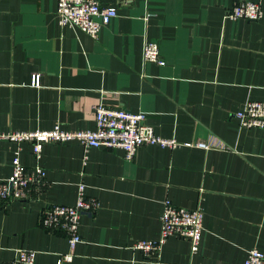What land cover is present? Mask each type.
Masks as SVG:
<instances>
[{
    "label": "crops",
    "instance_id": "obj_1",
    "mask_svg": "<svg viewBox=\"0 0 264 264\" xmlns=\"http://www.w3.org/2000/svg\"><path fill=\"white\" fill-rule=\"evenodd\" d=\"M96 1L117 15L92 38L60 26L56 0H0V132L93 129L102 102L144 112L179 145H143L127 160L121 149L47 144L35 160L30 144L0 139V179L19 151L47 180L33 200L0 202V264L20 248L36 251L34 264L68 250L39 217L74 204L80 182L98 207L79 217L82 242L66 264H242L249 249L264 254V129L242 130L233 117L247 99L264 101V0ZM239 1L259 3L263 16L226 18ZM146 41L163 64L144 61ZM164 200L201 207L195 253L177 236L158 255L130 248L159 238Z\"/></svg>",
    "mask_w": 264,
    "mask_h": 264
},
{
    "label": "built area",
    "instance_id": "obj_2",
    "mask_svg": "<svg viewBox=\"0 0 264 264\" xmlns=\"http://www.w3.org/2000/svg\"><path fill=\"white\" fill-rule=\"evenodd\" d=\"M116 15L114 6H102L96 0H56V16L60 26L75 27L92 38H97L101 26ZM225 16L230 19L259 20L263 16V9L257 2L239 1L227 10ZM142 56L144 61L163 64L155 42L144 43ZM33 82L36 85V77ZM233 117L242 130L264 129V101L247 99L233 113ZM145 119L144 112H131L119 106H108L99 102L94 109L93 129L67 130L57 122L48 130L0 132V139L16 144H30L35 160L39 159L43 146L47 144L77 143L84 149H121L127 160L133 159L138 148L143 145L158 144L170 148L179 145L173 138L157 136L151 126L145 124ZM194 145L206 147L203 142H196ZM11 168L9 176L0 179V202L33 200L45 189L47 180L43 168L38 163L27 168L19 158V151L11 159ZM97 207V201L86 196L85 185L80 182L74 204H52L42 210L40 226L50 231L62 232L66 236L68 250L60 254L54 264H66L72 260L73 250L82 242L78 230L79 217L82 214L92 215ZM202 231L203 212L200 206L188 209L164 200L159 238L135 240L130 248L147 257L158 255L165 240L170 236H177L189 242L190 252L193 254L198 250ZM35 257V250L20 248L7 264H34ZM242 264H264V254L256 248L249 249Z\"/></svg>",
    "mask_w": 264,
    "mask_h": 264
}]
</instances>
